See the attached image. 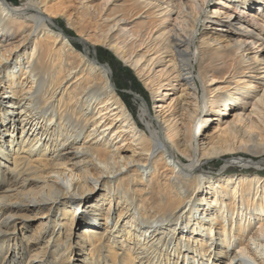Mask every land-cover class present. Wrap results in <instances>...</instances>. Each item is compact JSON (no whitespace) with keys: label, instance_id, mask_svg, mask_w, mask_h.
<instances>
[{"label":"bare ground","instance_id":"obj_1","mask_svg":"<svg viewBox=\"0 0 264 264\" xmlns=\"http://www.w3.org/2000/svg\"><path fill=\"white\" fill-rule=\"evenodd\" d=\"M225 155L264 163V0H0V264H264V176Z\"/></svg>","mask_w":264,"mask_h":264},{"label":"rangeland","instance_id":"obj_2","mask_svg":"<svg viewBox=\"0 0 264 264\" xmlns=\"http://www.w3.org/2000/svg\"><path fill=\"white\" fill-rule=\"evenodd\" d=\"M27 0H8L9 3H13L14 5H20L21 3L26 2ZM211 6L209 2L207 4L206 9L208 10ZM57 23V27H54L55 30L62 29L65 31V34L70 37L71 42L74 47L78 50L83 52V46L79 40H77L76 33L65 24L64 20L60 18L59 20L55 21ZM198 28L201 30L203 28L202 23L198 25ZM100 46V45H98ZM90 56L98 58V61L101 64L108 65L111 67V77L113 83L116 86V91L119 93L120 96L124 99L125 103L128 106V109L131 113L135 116V118L139 121L140 126H145L144 122L141 119V105L142 99H145L148 102V106L152 108V99L148 90L144 87L142 82L136 76L134 71L128 67L127 65L123 64L119 59L116 58L115 55L106 47L100 46L97 49V53L94 52L92 47H89ZM148 119V117H146ZM245 156H249L248 154H243ZM230 155H225L222 158H214L208 164L203 166L201 170L203 173L216 175L219 174L224 168H228L226 173L227 174H238L245 170H256L259 174L264 176V163L261 165L260 168L255 166L249 167H242L238 165H226V160ZM256 157H253V159ZM262 159V158H261ZM98 219H96L97 221ZM35 219H27L26 222L35 225ZM80 256L75 255L73 260L79 263Z\"/></svg>","mask_w":264,"mask_h":264}]
</instances>
